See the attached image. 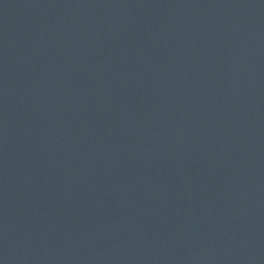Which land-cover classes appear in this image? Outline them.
I'll use <instances>...</instances> for the list:
<instances>
[{"label":"water","instance_id":"water-1","mask_svg":"<svg viewBox=\"0 0 264 264\" xmlns=\"http://www.w3.org/2000/svg\"><path fill=\"white\" fill-rule=\"evenodd\" d=\"M0 264H264V0H0Z\"/></svg>","mask_w":264,"mask_h":264}]
</instances>
